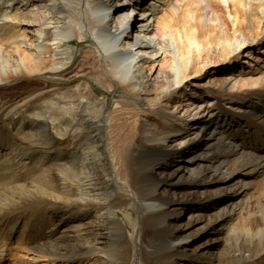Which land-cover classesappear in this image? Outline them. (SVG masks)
Instances as JSON below:
<instances>
[{
    "label": "bare ground",
    "instance_id": "1",
    "mask_svg": "<svg viewBox=\"0 0 264 264\" xmlns=\"http://www.w3.org/2000/svg\"><path fill=\"white\" fill-rule=\"evenodd\" d=\"M262 55L264 0H0V84L35 86L0 135V264L191 263L230 227L224 264H264Z\"/></svg>",
    "mask_w": 264,
    "mask_h": 264
},
{
    "label": "rangeland",
    "instance_id": "2",
    "mask_svg": "<svg viewBox=\"0 0 264 264\" xmlns=\"http://www.w3.org/2000/svg\"><path fill=\"white\" fill-rule=\"evenodd\" d=\"M74 47L78 48V56L75 60V65L78 66L83 57V52H85L88 47L86 44H81L77 41H73V44H72ZM80 46V47H79ZM82 47V48H81ZM261 50L262 52V49H259ZM251 61V60H249ZM75 66V67H76ZM248 66V65H247ZM246 66V68H247ZM227 67L223 66L222 67V70L220 69L219 72L217 74H214L213 76L209 77L206 81H203V83L205 85H207V87H210L211 89H220V80L223 78L224 76V70H226ZM159 69L156 71V73L154 74V77L153 79H157V74L159 72ZM247 71H250L251 73H248L247 74V78H253V79H259L262 74L261 73H264V55L261 56V59L257 62H254L253 65L250 66V68L247 69ZM76 72V71H75ZM75 72H73L72 74L69 75V77H72ZM243 72L242 74L244 75V70L241 71ZM27 79L25 78H21V77H18L16 79H13V80H10L9 82H6L4 84H0V135L1 134H8V133H13V131H15L17 128V117H20V116H16V115H8V112H9V109L14 106L16 103H19L21 102L22 100H24V98L27 96V93L30 92L32 90V88L35 86H30V87H27L26 85V82ZM190 87L192 86V81H190ZM156 83V82H154ZM97 89H95L96 93L98 95H101L102 94V89L99 87H96ZM242 89L244 88H238V87H233L230 92H233V93H237V92H240ZM229 90V89H227ZM115 91V92H114ZM113 93L112 92H105L106 95L108 94L109 95V104H111L113 102L112 98L114 97H117V99L119 100L120 98V94L122 93V91H117V90H114ZM117 93V94H116ZM252 103L256 104V105H260V106H263L262 103L258 102V101H253ZM225 105L228 106L227 110L228 111H235L237 113H240L242 112V108L245 106V105H242L241 106H234V105H229V104H226L224 102H222V107L225 108ZM114 107V105H112ZM205 118L206 121H209L211 120L212 118V114L209 112V111H205L203 116ZM194 133H195V129L191 130L190 133L188 134H185V135H182L178 138H176V140H174L173 142L168 141L166 144L168 146V148L170 149L171 146H175V150L177 151H180L182 150L187 141L189 139H193L194 138ZM165 144V145H166ZM9 168V166L7 165L6 162H3L0 164V175H3L5 173H7L6 169ZM261 189V187H259ZM259 188L256 190V198L259 197V193H258V190ZM262 191H264L262 189ZM252 192L248 194L247 197L251 196ZM191 216V211L190 210H183V212L181 213V215L179 216V218H181L182 220L184 221H187L188 218ZM186 219V220H185ZM237 222V221H236ZM235 223H232V227L236 224ZM239 223V222H237ZM242 226V225H240ZM229 237H233V233L231 231V227L226 229L222 235L219 237L220 240L218 241H212L210 244H208L206 246V248L200 250L197 252V254H195L194 257H192V262L190 263L187 259H183L182 262L180 263H177V264H207L208 263V259L210 258H213L212 256H221L220 258H222V262H218L216 264H224V259H226V253H228L229 251L227 250L229 248V243L231 241V239H229ZM222 243V245L220 246V244ZM236 243V242H235ZM221 254V255H220ZM11 260V259H10ZM261 262H264V257L262 258V261ZM263 264V263H261Z\"/></svg>",
    "mask_w": 264,
    "mask_h": 264
},
{
    "label": "built area",
    "instance_id": "3",
    "mask_svg": "<svg viewBox=\"0 0 264 264\" xmlns=\"http://www.w3.org/2000/svg\"><path fill=\"white\" fill-rule=\"evenodd\" d=\"M140 10H141V9H140ZM140 10H137V11H135V13H137V12H139V13H140V12H141Z\"/></svg>",
    "mask_w": 264,
    "mask_h": 264
}]
</instances>
